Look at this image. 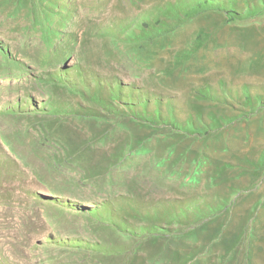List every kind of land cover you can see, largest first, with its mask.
Instances as JSON below:
<instances>
[{
  "label": "rangeland",
  "instance_id": "rangeland-1",
  "mask_svg": "<svg viewBox=\"0 0 264 264\" xmlns=\"http://www.w3.org/2000/svg\"><path fill=\"white\" fill-rule=\"evenodd\" d=\"M0 264H264V0H0Z\"/></svg>",
  "mask_w": 264,
  "mask_h": 264
},
{
  "label": "bare ground",
  "instance_id": "bare-ground-1",
  "mask_svg": "<svg viewBox=\"0 0 264 264\" xmlns=\"http://www.w3.org/2000/svg\"><path fill=\"white\" fill-rule=\"evenodd\" d=\"M11 79H15V77L11 78Z\"/></svg>",
  "mask_w": 264,
  "mask_h": 264
}]
</instances>
